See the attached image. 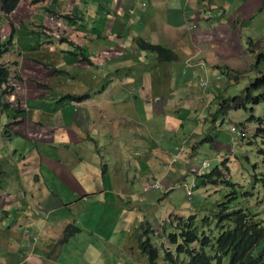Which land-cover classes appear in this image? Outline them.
<instances>
[{
    "label": "crops",
    "instance_id": "0c3cea01",
    "mask_svg": "<svg viewBox=\"0 0 264 264\" xmlns=\"http://www.w3.org/2000/svg\"><path fill=\"white\" fill-rule=\"evenodd\" d=\"M85 1L89 6L84 7V17L88 20V23L93 21L92 19L95 22L96 18L100 17L104 22H107L106 26L101 23L105 27V30H103L104 34H102L104 40H96L99 42L95 44V52L99 55L103 54L104 51L110 53L116 50L118 56L110 57L103 54L101 57H95L87 46V51L90 55L87 52L85 54L91 60V63L90 65L84 63V71L76 69L79 75L77 81L84 82V92L80 94L72 93L71 88L77 86L56 90L59 96L65 95V97L60 98L62 102L59 106H55L56 102L54 101L45 100L44 102L42 93L33 90V88H30L27 94L30 93L32 97V99L30 98L31 100L29 99L33 108L31 123L36 127L40 126L43 128L47 126V128H52L57 125L55 129L67 132L76 125L74 120L75 113H77V124L80 123L83 126L85 123L88 125L89 122L91 126H94V123L98 125V130L88 128L87 137L80 141L73 142L69 140L72 136V132H70L66 144L49 147L53 150L60 148L62 156L66 155L72 160L69 163L73 167L84 165V160L92 168L95 167V163L99 164L98 174L96 179L86 182V187L83 185L84 191L87 189L91 190L88 193L90 195H88L84 194L81 187L64 180V174L70 167L65 160L56 159V156L60 155L53 154L54 161L59 162L56 170L49 167L44 172L42 166L39 173L42 174L41 177L43 178L40 180L35 178L27 186H21L19 178L16 180L14 178L16 174L14 175L11 168L7 167L8 169L5 174H1L0 179L12 177L14 179L13 185L16 182L19 183V188H17L18 195L20 196L21 194L18 203L8 208L14 207L12 211H20V213L18 218L15 217L16 220L11 222L8 220L7 225V221L3 219L8 218L7 209H3V214L0 215V225H6L5 227L0 226V264H151L150 259L137 247V240L142 235L146 236L147 230H150L149 225L157 228L160 223L159 220H164V218L176 213L166 209H161V211L155 209L156 214L154 215L151 211L159 207L163 201L171 200L169 196L171 197L174 187L178 186V180H182V183L188 185L189 180L197 177L192 172L198 169H193L195 168V160L198 157L196 155L191 156V154L192 152L198 154V152L194 151V149L198 150V147L194 146V144L206 136L204 128L210 124V117L215 131L211 135H207V139L212 137L214 142L212 144L208 142V147L212 151L211 161L204 162H208L217 168L224 157H229V159L234 157L230 150L224 148L227 146L225 143L229 142L228 134L225 132H222L223 134L220 133V129L217 127L222 117L218 114L220 108H218L216 102L214 113L209 118L203 117L201 124H197L195 127L193 125L188 127L183 124L179 127L178 118L180 119L179 111H181L179 98L189 96L186 100L194 102L196 96L194 87L198 85L197 77L195 78L194 76L195 74H203L209 81V89L203 92L204 110L211 105L209 103V95L214 94L215 89L219 88V83L226 77L225 71L223 72L221 69L224 64L221 65L220 63L234 60L233 58L228 59L232 54H235L234 56L241 55L247 59L248 49L244 43H248V41L242 38L238 40L239 37H236L237 40L234 39L237 31L230 30L229 35L231 38L228 37L227 40L234 41V44L238 42L230 52L225 54L221 51L219 56L210 59L208 47L211 44H215L220 48L222 39L219 37V30L224 26L232 27L242 23L248 27L246 28L247 30L252 28L256 22L254 21L257 18L256 13H260L259 17L264 14V0H141L140 4L137 0ZM143 2L146 3L145 7L141 6ZM113 23H115V26L112 29V33L108 34ZM117 24H119V29H117ZM131 30L134 31V34L131 33ZM104 35L108 38L110 44L106 43L107 40L103 37ZM139 35H143L156 45L173 50L178 56L177 61L171 63L160 62L154 54L136 49L134 40ZM112 36L119 44L111 42ZM252 36L264 38V32ZM127 41H130V43L128 44ZM109 45H113L117 49L114 47L110 48ZM230 63L229 65H231L232 69H239V63L233 61ZM151 72L153 75H151ZM174 74L181 78L185 77L186 80L178 88V93H175V88L172 84ZM150 84L158 85L160 87L158 92H151ZM50 89L53 91V87H50ZM22 91L25 92V88ZM92 92L95 93L92 94ZM84 93H89L86 96L79 97H84V101L77 102V100L73 99H79L76 96ZM208 93L209 95H207ZM217 93H220V88L215 92V95ZM51 95L52 99L54 94L52 93ZM70 96L73 98H70ZM161 97L164 100L158 99ZM210 98L216 99L211 96ZM164 102H166V105ZM72 104L75 106H72ZM82 104H84V108H78ZM194 104L197 103L194 102ZM177 105L178 111L176 112ZM231 106L232 104L229 105V111L225 115L229 114ZM107 107L111 108L108 116L105 114ZM23 113L24 111L22 110L18 120L21 122L22 128L27 124L25 119L27 115H24V117L22 116ZM45 114L51 117L49 119L52 121L50 125H44L40 121V117ZM96 116H100V119H97ZM102 118L105 119L104 122L100 121ZM227 118L228 116L223 117L224 122L222 121L220 125L229 128L231 125L238 126L232 119L230 122H226ZM24 119L25 121H23ZM100 124H103V127ZM151 125H153L154 129L149 131L148 127ZM172 126L176 129L179 128L176 143H172V138L170 137L173 133ZM141 127L142 133L140 134ZM163 133L168 134V136L162 137ZM245 133H248L247 129ZM231 135L232 138L230 140L234 141L233 143L231 142V145L234 146H228V148L231 150L234 148L235 153L241 147L244 148L245 143L241 137L237 139L236 135L233 133ZM97 136L99 137L98 139L95 138ZM136 136H138L140 141L144 142V145L141 149H138V156L140 157L138 164L136 166L127 164L125 174L129 177L132 174L134 182L137 183H143L146 180L154 181L155 178L160 177L162 178L165 192H167V194L158 195L157 197H149L142 193L141 197L146 198L144 200L146 210L144 214L142 211H136V201L126 193L128 186L125 183L120 186L119 191L114 188L113 171L110 173V183L105 180L104 175H101L106 170L108 171V169L104 168V166L108 165L105 164L103 159L106 155L103 151H100V148L104 147V151L107 149L117 150V144L123 143V140L121 141L120 139L125 137H130L138 143ZM37 141V143H32V141L28 140L30 148L27 153L24 152L25 150H20V148L19 150L24 152V154L31 155L37 165L41 166L43 154H40L33 146L35 144L41 146L39 142H43V140H39L38 137ZM220 141L223 143L222 146H219ZM236 141L239 143V147L235 145ZM190 143H192V146ZM75 145L80 146V152L77 153L75 150L70 153L69 148H74ZM47 148L42 147L44 152ZM123 154L124 157L133 160L130 154H126V152ZM44 156L50 159L46 152ZM190 158L193 160L188 162ZM79 169L84 171V168ZM81 171L79 173L83 177V172ZM137 172L138 177L136 179L135 174ZM51 173L53 174L52 176L49 175ZM180 177L181 179H179ZM40 182L42 183L38 184ZM49 182L55 183L57 188H50ZM209 187H206V190ZM71 188H78L81 192L75 190V196L67 198V190ZM122 191L124 194H119ZM108 192H111L110 196L115 197V204L117 203L116 205L122 211L121 217L125 213L122 219L119 218L117 220L112 212L108 214L111 211L110 205L114 204L113 197L111 201L107 199L109 197L107 196ZM197 193L200 197V202L207 199L203 190H199ZM82 194L83 199L81 201L76 200L78 199L77 195ZM218 194H223V192ZM116 195L120 198L117 199ZM101 197L105 199L99 200L97 204L100 205L96 208L102 212V215H106L107 219L104 220L97 217V227L103 230L104 234L102 236L104 240L101 239L100 231L97 232L90 219L94 213L92 212L93 202L95 198L101 199ZM50 200L55 201V214L43 213V210L50 208H46L48 204L52 203ZM123 204H126V208L123 207ZM185 207L187 209H189L188 207L192 208V206ZM126 214L128 216L125 217ZM149 220H151L153 225L148 222ZM24 221L27 222L25 229L22 228ZM116 221L118 222L116 223ZM70 224L78 227L80 231L59 246L60 249L57 250V240L61 239L64 230ZM166 230L171 233L172 228L168 226ZM132 234H135L136 241L131 237ZM32 238H38V240L32 242ZM156 243L160 244V241L156 240ZM67 244H70L73 248L66 247ZM68 253L73 254L72 258ZM65 255H69L67 261H64Z\"/></svg>",
    "mask_w": 264,
    "mask_h": 264
},
{
    "label": "rangeland",
    "instance_id": "374dc122",
    "mask_svg": "<svg viewBox=\"0 0 264 264\" xmlns=\"http://www.w3.org/2000/svg\"><path fill=\"white\" fill-rule=\"evenodd\" d=\"M115 4H116V1H115ZM86 6L89 7L88 4H86L85 0H50L48 3H45L44 5L34 8V6L30 7L27 1H24V4L20 6V8L17 11L20 13L14 14V18L12 17L13 22L15 24V28L17 30L16 31L17 37L15 40V49H16L15 54L25 57V58H22L23 63L21 67L15 70V75L16 76L19 75L21 79H17L16 77H14L10 81V84L15 88L16 92L11 96L3 97V101L8 105L10 104V108L4 111L3 113H1V109H0V167L4 168V171L8 169L7 167H9V169L11 168L13 174L17 175V176L15 175L14 178L16 180L17 178H19V181L22 184V185L20 184L21 186H27V184L30 181L35 180L38 173L41 172L42 166H43L44 172H46L49 167L53 170L57 169L59 162L54 161L55 158L53 154L62 156V151L60 148L53 150L49 147L62 146L66 144L68 134L70 132H72V136L69 140L73 142L74 141L77 142L87 137L88 128H91L92 130L94 129L98 130L97 129L98 125L95 123H94V126H91L89 122H88V125L87 123H85L83 126L80 125V123L77 124L78 123L77 122L78 120H76L77 113H75V116H74L76 125L74 127H71L67 132L65 130L62 132L60 129L59 130L55 129L57 128V125H54L52 128L51 127L47 128V126H44L43 128H41L40 126H37V127L34 126L31 123V113L33 111V108L30 103V100L32 99V97L30 96V93L27 94L30 88H33V90H37L39 91V93H42L43 95L42 98H44L43 99L44 102L45 100H48L51 102L54 101L56 102L55 106H59L62 102L60 98L65 97V95L59 96L56 90H53L55 91L53 92L50 89L51 84H53L55 81L56 82L63 81L65 78V74L59 73L58 71H55L54 69L50 70L49 68H45V66L44 67L39 66V64L35 61L36 58H39V60H42L45 62H47V60L49 59L51 61V64L55 67L64 66L63 68H65L66 65H69L70 67H72L70 65V63H72L75 67H78L84 70V63L86 62H84V55L80 54L79 53L80 51L78 52V50H76L78 49L77 45L82 48L81 51L85 50L87 54H90L87 51V46H88L90 51L94 53V56L97 57V52H95V44H97L99 41L104 40L102 38V34H104L103 30H105L104 29L105 27H103L101 23H104L106 26L107 22H104V20H102L101 17L96 18L95 22H94V19H92L93 21H89V23H88V20L85 19V21L88 24V29L87 31L85 30L84 32L81 25L79 26V24H70L68 23V20H66L67 16L73 18L72 14L74 12L83 18V21H79L78 23H84V18H85L84 17V7ZM24 12L27 13V17L22 19L20 17L22 13ZM256 15H257V18L256 20H254L256 21L254 26L248 30L246 29L248 27L243 25L242 23H240L238 26L233 25L232 27L230 26L222 27L219 30V34H220L219 37L222 39L220 48H218L217 45L215 44H211L208 47V51H210V54H209L210 59L216 56H219L221 54V51L227 54L238 43L237 42L236 44H234V41L227 40L228 37H230L229 35L230 30H236L237 35H235L234 39L237 40L236 37H239L238 40H240V38L245 39L248 41V44L245 43L244 45L248 46L249 49L251 47L252 48L254 47V49L253 51H248L247 59H245V57L241 55L234 56L235 54H232V56H229L228 59L230 60L233 58L234 60H231V61L235 63H239V69L246 73L244 74V72L239 71L240 74L237 76H235L234 74L231 76L226 75V77L222 79V82L219 83L220 93L219 94L217 93L215 95V92L219 89L218 88V89H215L214 94H210V95L209 93L207 94L209 95V100H210L209 103H211V105L208 106L206 110H204L205 102L203 99L204 98L203 92L208 90L209 87L205 83L199 82L198 85H195L194 87L195 88L194 94L198 96V97L195 96L194 102L197 103L198 105L194 104V102L192 101L186 100L187 98H189V96L185 98L180 97L179 104L181 107L179 108L181 111H179L180 119L178 118V120H179V127H181V125L183 124L187 125L188 127L192 125L195 127L197 126V124L202 123L201 120L203 117L209 118L211 114L214 113L215 108H216L215 107V102H216V105L218 106V108H220L218 111V114L221 115L222 117L217 127H220V131H219L220 133L225 132L226 134H228V138H229V142L225 143L227 146L226 147L223 146V147L226 148L227 150H230V152L233 153L234 155L232 159H229V157H224L223 161L220 162L218 166H220V169L223 170V168L226 167V165L229 169V165H230L232 183L241 187L240 189L242 193V198L238 201V205L234 209L238 210L242 206H244L245 208L246 206H248V208L256 212L254 214L257 216V218L262 222L264 226V194L262 195L263 188L261 184L257 183L258 181L253 182L251 184L250 179H247L246 176L244 175V173H249L250 175H252L254 168H256L257 170L256 176L257 177L260 176L261 178L262 176H264L263 158L259 154V150L263 148V144L261 140H257V141H254V144L250 145L251 136L254 135V131H252L250 132V135L246 134V136H249V137L244 142L245 143L244 148L241 147L239 150H236L234 153V148H232V150L228 148V146L229 147L234 146V145H231V142L233 143L234 141L230 140V138H232V135L229 131L230 128L226 126L224 127L220 126L221 122L223 121V117L225 116H228V118L226 119V122H230L232 119L239 126L245 123L247 127H252V128L255 127V122H247V120L251 116H255L256 118H264V105L255 107V114L251 115L249 110H244V102H245L244 99H240L239 101H234V102L232 101V97L236 95H240L242 92H245L246 87H248V85L253 81L254 74L256 76L259 75L258 71H255L253 73L247 71L248 68L251 66V64L256 63L257 58L261 55V53L264 52V38H259V37L255 38L252 36V35H258V33L264 32V14H262L261 17H259L260 13H256ZM21 23H24V24L20 25ZM114 24H112L111 31H108V34L112 33ZM117 29H119V24H117ZM0 30H1L0 31V42H3V39L9 35V30L7 27V23L2 18L0 19ZM131 33L134 34V31L131 30ZM78 36L81 37V39H78V41L75 42L76 45H72L71 42L74 41ZM103 37L106 38L105 35ZM62 38L66 40L59 43L57 40H61ZM97 39H100V40L96 41ZM111 39H112L111 42L119 44V42L115 40L114 36H112ZM106 40H107L106 43L110 44V42H108V38H106ZM127 43L129 44L130 41H127ZM109 46L110 48L114 47L113 45H109ZM24 49H29V51H26ZM67 51L74 52L76 56L74 57L67 56V58L63 60L64 58L63 56L65 55V52ZM113 51L115 52L109 53L107 51H104L103 54L108 55L110 57L118 56L117 55L118 52L116 50H113ZM30 53L34 54L33 57H30ZM231 61L220 63V64L221 65L224 64V66H228L229 68L232 69L231 65H229L231 64L230 63ZM262 68L264 69V65L260 67V69ZM221 69L224 72L223 69H225V67L223 68L221 67ZM151 75H153L152 72H151ZM154 77H156V75H154ZM194 77L196 78L197 75L195 74ZM261 77H264V74H262ZM189 79L191 80V78ZM205 80L209 84V81L207 80V78H205ZM185 82H186L185 77L181 78L174 74V79H173L172 84H173V87L175 88V93H178L177 92L178 88H180L181 85H183V83ZM76 83H78L79 85ZM83 84L84 82L81 83L80 81L73 80L71 82V86H77V87L71 88L72 90L71 92L74 94H80L84 92ZM157 84L159 83L157 82ZM150 87H151V92H158L159 90L158 88H160L158 85L154 86L152 84H150ZM23 88H25V92L22 91ZM52 93L54 94V96L51 99ZM94 93L95 92H92V94ZM87 94L84 93L83 95H77L76 97L79 98L81 96H86ZM182 96H186V95H182ZM210 96L215 97L216 99L213 100L212 98H210ZM225 98L227 99L225 100ZM158 99H163V97L158 98ZM164 104L166 105V102H164ZM231 104L232 106L230 108L229 114L225 115L226 112L224 111L228 112L229 105ZM72 106H75V105L72 104ZM80 107L84 108V104L80 105L78 108ZM222 108L224 111L222 110ZM16 109H21L24 111L22 116L27 115L26 117L24 116L27 121V124L24 125V128H22V125L19 126L21 122L15 123L20 118V114L16 112ZM109 109L111 108L109 107L106 108V111H105L106 116H108V112H110ZM177 111H178V105L176 106V112ZM96 117L97 119H100V116H96ZM25 119L23 121H25ZM49 119H51V117L46 116V114L40 117V121L44 125L46 124L50 125L52 123V121ZM100 121L104 122L105 119L102 118ZM68 123H70V121H68ZM5 124H7V126H5ZM100 125L101 127H103V124H100ZM137 127H138V124H137ZM5 128H8V129H5ZM166 128H167V125H166ZM15 129H17L18 131H16ZM148 129L149 131L154 129L153 125L149 126ZM171 129L173 130V133L170 136L172 138V143H176L177 142V139H176L177 131L179 130V128L176 129V128H173L172 126ZM204 129H205L204 133L206 134V136L202 137L198 142H195L194 144V146L198 147V150L194 149V151L198 152V154L193 153V152L191 154V156L196 155L198 157L197 160H195V168L193 169H196V168L202 169V174H201L203 177L202 181H204L205 180L204 178L208 177V175L212 173L214 169L216 168V167H213L212 164H211V167L208 169L203 167L204 161H209V160L211 161L210 156L212 155V151L210 147H208L209 144H208V139H207L208 137L207 135H211L213 131H215L211 117H210V124L206 125ZM139 132L140 134L142 133V127ZM165 135L168 136V134L163 133L162 137H165ZM38 137H39V140H43V142H39L41 146L39 144H35L33 147L34 149L36 148V150L40 154H43L41 166L37 165V162L33 159L31 155L24 154V152L27 153L28 149L30 148L28 145V140L32 141V143H37ZM95 138L98 139L99 137L97 136ZM136 139L139 141L138 143L133 141V139L130 137H125L124 139H120L121 141L123 140V143L117 144V147H116L117 150L107 149L106 151H104L103 146H102L103 148H100V151H103V153L106 155V157H104L103 159L105 160L104 161L105 164L108 165L106 166L108 171L106 170L104 173H101V175H104L105 180L110 183L109 181L110 173L111 171L114 172L115 170L117 175L118 176L120 175L118 179L124 183L126 181V185L128 186V190L126 191V193H128L129 196L133 197L135 201H139L142 203L141 206L136 205V211L137 212L142 211V213L144 214L145 213L144 200L146 198H142L141 195L143 192L147 191L148 189L154 188L155 182L146 180L143 183H140L139 181H138L139 183H137V182H134V179H133L134 177L132 176V174H130L131 175L130 177L125 174L126 165L129 164L132 166H136L138 164V159L140 158L138 156L139 154L138 149H141V147L144 145V142L140 141L138 139V136H136ZM102 140L101 142L103 145ZM44 141L50 142V143H46ZM210 142L211 143L214 142L212 137L210 139ZM20 143H21V146L19 147ZM190 144L192 146V143ZM222 144H223L222 141H220L219 146H222ZM235 145L236 146L238 145V147L240 146L239 143L237 142ZM42 147L43 148L48 147L45 152L47 156H50V159L44 156L45 152L43 151ZM19 148L20 150H25V151L21 152ZM79 148H80L79 145L77 146L75 145L74 148H69L70 153H73L75 150L77 153H79L80 152ZM125 152L126 154H130L133 160L124 157L123 153ZM60 156H56V159L60 161L65 160V162H67L68 166L70 167V169L64 174V177H65L64 180L69 181L68 183L72 182L73 185L75 184L77 187H81V190L84 191L83 185L84 187H86L87 181L96 179L97 174H98L99 164L95 163V167L92 168L91 166L88 165L89 163L85 162L84 160V163H83L84 165H81V166L76 165V167H73L71 166L72 164L69 163V161L71 160L69 159V157H67L66 155L65 156L63 155L62 157ZM134 158H137V159H134ZM192 160L193 159L190 158L188 162H191ZM225 161H226V164L223 165ZM241 164L243 167V172L240 169ZM205 165L208 166L209 163L205 162ZM79 168L81 169L84 168V171H81ZM79 171L83 172V177L81 173H79ZM230 171L223 172L225 173L224 174L225 179L231 178ZM199 172H201L200 169L197 171V176L199 175ZM49 175L52 176L53 174L51 173ZM179 179H181V177ZM13 181L14 179L10 176L5 179H0V212H1L0 215L3 214L2 210L3 209L5 210L6 208L7 209L6 211L8 212V218H3L5 219V221H7L6 225L8 223V220L9 222L16 220L15 217L18 218L19 213H20V211L19 212L12 211L14 207L8 208L9 206H14L15 204H17L19 197L21 196V194L20 196L18 195V189H17L19 188V183L16 182L13 185L12 184ZM178 183L181 184L182 180H178ZM161 184H163V182H161ZM12 186L13 188H11ZM49 186L50 188L52 187L57 188V185L53 182H49ZM184 189H177L175 195L173 196L172 200L176 202V205L183 203V199L185 198ZM223 189L224 188H222V190ZM75 190L81 192L78 188H71L70 190H67V198H73L76 194ZM213 190H214L213 188H210L208 191L205 190L206 191L205 194ZM90 192L91 190L87 189L84 191V194H88ZM218 193L219 192H216V193H213L211 196H208L207 199L202 201L203 203L199 201L200 197L198 193H196L195 200H194L196 207L202 204L205 206L204 212L212 211L213 207L216 208L217 204H220L219 201L223 200L224 195L219 196ZM119 194L123 195L124 193L122 191V193H119ZM190 194L191 192L188 195ZM245 194L248 195V197L246 198L243 197ZM110 195H111V192H108L107 196L109 197L107 199L111 201L113 197L114 204L110 205L109 208L111 209V211H109L108 214L112 212L114 217L117 220H119V218H121L122 211L120 210L118 205H116L117 203L115 204V197L110 196ZM112 195H113V192H112ZM77 197L78 199L76 200L81 201V199H83V194L77 195ZM104 199L105 198H102V197L101 199L95 198L93 202L94 205L92 206V210H93L92 212L94 213L92 217H90L93 227L97 230V232L100 231L99 234L101 235V239L103 240H104V237L102 235L104 234V232L102 229H99L97 227V217H100L104 220H106L107 217L106 215H102V212L99 211V209L96 207L100 205V204H97V202H99V200H104ZM50 201L52 203L48 204L49 206L47 205V207L45 206L46 208L48 207L50 208L48 210L42 209L44 211L43 213L55 214L54 212L56 210L54 209L56 207L55 201L54 200H50ZM232 202H236V200L232 199ZM194 203L186 202L184 203L183 207L193 206L195 208ZM142 207H144V210L142 209ZM193 207L191 208L192 210H194ZM188 208H189L187 209L188 211L191 210L190 207ZM155 209L159 210V208L156 207L152 209L151 212L154 215L156 214ZM197 212L198 211H194V214L196 215ZM258 212H261L260 213L261 216H259ZM126 216L128 215L126 214L125 217ZM195 217L197 218L198 216H195ZM205 219L206 218H204L203 221H205ZM208 221L212 223L211 218H208ZM117 222L118 221H116V223ZM26 223L27 222L22 224L23 229L27 227ZM6 225H0V226L5 227ZM113 227H111V229H113ZM216 233H218L217 230H216ZM56 245L58 247L57 250H59L60 249L59 246H61L62 244L60 243V241L57 240ZM262 246L263 244L259 246L256 253H259L263 250ZM66 247L70 249L73 248V246H71L70 244H67ZM68 254L72 258L73 254L71 253H68ZM69 255L64 256V261H67V259L69 258ZM161 263H165V257H162L161 259H159L158 264H161Z\"/></svg>",
    "mask_w": 264,
    "mask_h": 264
},
{
    "label": "trees",
    "instance_id": "16d2710c",
    "mask_svg": "<svg viewBox=\"0 0 264 264\" xmlns=\"http://www.w3.org/2000/svg\"><path fill=\"white\" fill-rule=\"evenodd\" d=\"M24 1H27L30 7L34 6L35 8L48 3L50 0H0V19L2 18L5 20V22H7V24H10L11 26V34L8 37L7 42H9L13 36L16 40L17 30H15L13 18L14 14L20 13L17 11L20 6L24 4ZM72 15L73 18L69 16L66 17L68 22L70 24H79V26L82 24L81 27L84 32L85 30L87 31L88 24L85 21V18L84 23H78L79 21H83V18L76 13H73ZM25 17H27V13L24 12L20 18L24 19ZM22 24L24 23H21L20 25ZM78 39H81V37L78 36L74 41H72V45H76L75 42L78 41ZM65 40L66 39H62L61 42ZM134 47L142 52L154 54L157 60L160 62L171 63L177 61L178 59L177 54L173 50L156 45L147 40L143 35H139L135 38ZM77 48L78 49L76 50H78V52L80 51L79 53L84 55V62L90 63L89 58L85 54V50L81 51L82 48L78 45ZM0 49H2V46H0ZM253 49L254 48H250L249 51H253ZM70 56L74 57L76 54L71 52ZM36 61L50 70L54 69L59 73L65 74L63 81H55L53 83L51 86L53 87V90L59 91V89L62 87H66V89L71 88V82L73 80H78L79 75L76 69L70 67L69 65H66L65 68H63L64 66H53L49 59L47 62L39 59ZM257 61V65L253 63L254 65L252 71H255V69L258 70L260 66L264 65V52L261 53V55L257 58ZM19 65V60H15V66L18 67ZM70 65L72 66L73 64L70 63ZM223 70L226 74H234L235 76L240 74V72L234 71L228 66H225V69ZM245 73L246 72H244V74ZM262 74H264V69L259 71V76L251 83V86L244 93L246 98L244 110H249L251 114L254 113V107L264 105V77H261ZM94 75L98 76L96 74ZM9 77L10 72L8 70V66L0 64V90L8 82ZM200 78L205 79L206 76L203 74H198V83ZM70 98L73 97L70 96ZM73 99L77 100V102L84 101V97ZM247 106L250 107V109H248ZM0 107L3 110L9 108L8 105H1ZM248 122H255L257 125L253 127V130L252 128H247L246 125L243 126L244 133L246 129L248 131L247 135H250V132L254 131V135L251 136L250 145L254 144V141L261 140L263 148L259 150V154L264 157V120L252 116ZM104 168L107 169L105 166ZM240 169L243 172L242 164L240 165ZM256 172L257 170L254 168L252 175L249 173H244V175L247 179H250L251 184L258 181L257 183L261 184L264 192V176H262V178L260 176L257 177ZM113 175L114 179L112 180L115 182L114 188L119 191L120 186L123 185L124 182H121V180L118 179L120 175L118 176L115 170ZM41 176L42 174L39 173L36 178L40 180L43 178ZM136 177H138V172L135 174V178ZM202 179L203 178L198 179V182L201 185L199 186L197 184V190L199 191L200 188L208 185L220 186L223 184L224 191L223 194H220V196L224 195L223 201L225 200V202L219 205L217 204L216 208L213 207L212 211L210 212H204L205 206L202 204L198 207L195 206V208L192 206L194 210L191 209L188 211L186 207H183V203L189 202V200L186 199L187 190L185 187H188L190 190H192L194 189V185L191 183L188 185L185 183L178 184V186L174 187L171 197L169 196L171 200H167L166 202L163 201L158 207L159 211H161V209H166L167 211L176 212L168 218H164V221L167 225L166 229H168L169 226V228H172V232H175L168 242L171 245L172 243L177 244L176 254L178 255L174 256L173 253L170 252L171 248L166 246L164 242H160V244L156 245V243L151 241L156 240L155 231L151 225H149L150 230H147L146 232V237H142V239L140 238L137 240L138 247L141 252L150 259L151 264H158L160 256L162 255V251L165 254L167 262L161 264H264V226L262 222L252 212V209L248 208V206H246V208L242 206L238 210L234 209L237 207L238 201L242 198L240 189L241 187L233 184L231 178L226 180L220 171L214 172L212 176L204 178V182ZM192 180L194 182L196 181L194 177ZM221 180L223 181L222 183H220ZM161 181L162 178L158 177L155 178L153 182L158 183ZM41 183L42 182L38 184ZM177 189H184L185 198L183 199V203L176 205V202H174L172 198L175 195ZM164 192V190H155L150 188L143 192V194L145 193V195H148L149 197H157L158 195L164 194ZM116 197L117 199L120 198L118 195H116ZM243 197L246 198L248 195L245 194ZM232 199L236 200V202H232ZM135 204L138 206L142 205V203L139 201H136ZM123 207L126 208V204H123ZM142 208L144 209V207ZM194 211H198L196 215L194 214ZM195 216L198 217L196 218ZM204 218H206L205 221H203ZM208 218H211L212 223L208 221ZM148 222L152 224L151 220ZM216 230L218 233H216ZM77 232L78 229L73 227L67 229V237L65 236L63 239L61 238L60 243H65V241L68 240V237L75 236V233ZM131 237L136 241L135 234H132ZM262 244L263 250L259 253H256L257 249Z\"/></svg>",
    "mask_w": 264,
    "mask_h": 264
},
{
    "label": "clouds",
    "instance_id": "9594fccd",
    "mask_svg": "<svg viewBox=\"0 0 264 264\" xmlns=\"http://www.w3.org/2000/svg\"><path fill=\"white\" fill-rule=\"evenodd\" d=\"M138 2H139V4L141 3V0H137ZM141 6L142 7H145L146 6V3H142L141 4ZM74 13V12H73ZM132 14H133V12H132ZM66 20H67V18H66ZM7 23V22H6ZM69 23V22H68ZM114 24V23H113ZM82 25V24H81ZM114 26H115V24H114ZM7 27H8V30H9V35L7 36V37H5L4 39H3V42H0V46H2V49H0V64H4V65H7L8 66V70H9V72H10V77H9V79H8V82L2 87V89L0 90V104L2 105V104H4V105H8V104H6L4 101H3V97L4 96H11V95H13L15 92H16V90H15V88L10 84V81H11V79L12 78H14V77H16L17 79H21V77L19 76V75H15V70H17V68H19V67H21V65H22V63H23V61H22V58H25V57H22V56H19V55H16L15 54V52H16V49H15V39H14V36L11 38V40L9 41V42H7V39H8V37L10 36V34H11V26H10V24H7ZM15 30H16V28H15ZM1 31V30H0ZM62 39H64V38H62ZM61 39V40H62ZM61 40H57L59 43L61 42ZM246 44H248L247 42H245ZM244 43V44H245ZM247 47V52L249 51V48H248V46H246ZM252 48V47H251ZM254 48V47H253ZM24 50H26V51H29L28 49H24ZM71 52L72 51H67V52H65V55L63 56L65 59L67 58V56H70V54H71ZM86 52V51H85ZM68 54V55H67ZM33 55L34 54H32V53H30V57H33ZM90 55V54H89ZM97 56H99V57H101L102 56V54H99V55H97ZM39 58H36L35 59V61L36 60H38ZM15 60H19V63H20V65L17 67V66H15ZM90 60V59H89ZM37 62V61H36ZM90 63H91V60H90ZM90 63H87V64H90ZM257 63H258V61H256V63H254V64H256L257 65ZM39 64V63H38ZM254 64H251V66L248 68V70L247 71H249V72H251V73H253V72H255V71H262V69H260V67H259V69L257 70V69H255V71H252V69H253V65ZM93 65V64H92ZM100 65H103V64H100ZM39 66H41V67H44L43 65H41V64H39ZM225 67V66H224ZM46 68V67H45ZM72 68H74V69H78V70H81V71H84V70H82V69H80V68H78V67H75L74 65H72ZM234 71H240V72H244V71H241L240 69H236V70H234ZM226 75H233V74H226ZM259 76V75H258ZM258 76H256L255 74H254V78H253V81L258 77ZM252 81V82H253ZM251 82V83H252ZM251 83L248 85V87H246V89H245V92H246V90H248V88L251 86ZM62 88H64V87H62ZM245 92H242L240 95H236V96H234L233 98H232V101L234 102V101H239L240 99H244L245 100V102H244V105H246V98H245V95H244V93ZM227 98H225V100H226ZM0 105V106H1ZM9 106V108H10V104L8 105ZM18 107V106H17ZM248 107V106H247ZM9 108H6V109H2L1 107H0V109H1V113H3L4 111H6V110H8ZM248 109H250V107H248ZM224 111V110H223ZM16 112L18 113V114H20V116H21V113H22V110L21 109H16ZM224 112H227V111H224ZM251 113V112H250ZM255 114V107H254V113L253 114H251V115H254ZM252 117V116H251ZM20 119V118H19ZM250 119V118H249ZM249 119L247 120V122L249 121ZM261 119H263L264 120V118H261ZM224 122V121H223ZM15 123H19V121L17 120ZM242 125V126H241ZM240 126L238 125V126H236V125H231L230 126V129H229V131H230V133L232 134H234V135H236V137H237V139L238 138H242L243 139V142H245L247 139H248V137L249 136H246V134H248V133H244V131H242L243 130V126H245V123H243V124H241ZM255 125H257V123H255ZM5 126H7V124H5ZM19 126H21V124H19ZM220 126H222V125H220ZM247 128H252V127H247ZM5 129H8V128H5ZM10 129V128H9ZM219 129H220V127H219ZM233 129H235V131H233ZM242 129V130H241ZM16 131H18L17 129H15ZM246 138V139H245ZM210 139H211V137H209L208 138V142L210 143V144H212L211 142H210ZM237 142V141H236ZM261 157L263 158V165H264V157L261 155ZM224 164H226V161L223 163V165ZM203 167L204 168H206V169H208V168H210L211 167V165L209 164L208 166H206L205 165V162L203 163ZM200 169V171L201 172H199V175L197 176V171ZM217 171H220L221 173H222V175L224 176V174L225 173H223V172H229L230 171V165H229V169H228V167H227V165H226V167H224L223 168V170H221L220 169V166H218L217 168H215L214 169V171L212 172V173H210L209 175H208V177H210V176H212L213 175V173L214 172H217ZM5 171H4V168H2V167H0V176H1V174L2 173H4ZM192 174H194L195 176H197V177H194L195 179H199V178H203L202 177V169L201 168H198L196 171H194V172H192ZM230 175H231V171H230ZM226 180H229V179H226ZM231 181H232V175H231ZM162 182V181H161ZM161 182H158V183H156L155 182V184H154V188H152V189H155V190H164L165 191V188H164V185L163 184H161ZM204 182V181H203ZM223 181L221 180L220 181V183H222ZM189 183H191L192 185H194V189H192V190H190L188 187H185L186 188V194H187V197H186V199L187 200H189V202H193L194 200H195V194L197 193V184L200 186L201 184L198 182V181H193L192 179L191 180H189ZM186 184V183H185ZM187 185V184H186ZM210 185H208V186H205V187H202V188H200L199 190H203V192L205 193L206 191H208L210 188H213L214 190L213 191H210V192H208L207 194H206V196H207V198H208V196H211L213 193H216V192H219V193H221V192H223L224 191V189L222 190V188H224L223 187V184H221L220 186H211V187H209ZM206 187H209V189L208 190H206L207 188ZM206 190V191H205ZM191 192V194L190 195H188L189 193ZM165 194H167V192H164V194L163 195H165ZM264 194V192L262 193V195ZM219 196H220V194H218ZM220 202V204H222V203H224L225 202V200L223 201V200H221V201H219ZM219 205V204H218ZM143 209V208H142ZM144 210V209H143ZM146 211V210H145ZM253 213H256V212H254V211H252ZM259 213V216H261V212H258ZM188 218V217H187ZM186 219V218H185ZM159 225H158V227L157 228H154V231H155V236H156V240H159L160 242H164L165 243V245L166 246H168L169 248H171V251L170 252H172L173 253V255L175 256V255H178V254H176V251H177V244H174V243H172V245L168 242V240L175 234V232H172L171 231V233L169 232L168 233V231L166 230V223H165V221L163 220V219H161V220H159ZM71 227H73V228H76V229H78V232L80 231V229L78 228V227H76L75 225H73V224H70V225H68L67 226V228L64 230V232H63V235H62V239L66 236L67 237V233H66V231H67V229H69V228H71ZM173 227V226H172ZM77 232V233H78ZM77 233H75V234H77ZM29 234H30V232H29ZM29 234H27V235H29ZM74 234V235H75ZM142 237H146V236H140V238L142 239ZM70 238H72V236L71 237H68V240L70 239ZM139 238V239H140ZM144 239V238H143ZM38 240V238H32V242H36ZM68 240H66V241H68ZM151 240V239H150ZM156 240H151L153 243H156ZM59 241H61V240H59ZM65 241V242H66ZM156 245H158L157 243H156ZM138 247V246H137ZM139 248V247H138ZM162 257H165V254H164V252L162 251V255L160 256V259L162 258ZM179 258V257H178ZM165 262H167V259L165 258Z\"/></svg>",
    "mask_w": 264,
    "mask_h": 264
},
{
    "label": "built area",
    "instance_id": "2783aa9c",
    "mask_svg": "<svg viewBox=\"0 0 264 264\" xmlns=\"http://www.w3.org/2000/svg\"><path fill=\"white\" fill-rule=\"evenodd\" d=\"M199 82L205 83L209 87L208 82L204 78H200ZM233 131H235V129H233Z\"/></svg>",
    "mask_w": 264,
    "mask_h": 264
}]
</instances>
